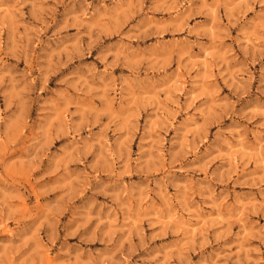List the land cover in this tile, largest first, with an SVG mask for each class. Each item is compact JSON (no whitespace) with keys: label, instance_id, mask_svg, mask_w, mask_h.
<instances>
[{"label":"rangeland","instance_id":"374dc122","mask_svg":"<svg viewBox=\"0 0 264 264\" xmlns=\"http://www.w3.org/2000/svg\"><path fill=\"white\" fill-rule=\"evenodd\" d=\"M0 264H264V0H0Z\"/></svg>","mask_w":264,"mask_h":264}]
</instances>
